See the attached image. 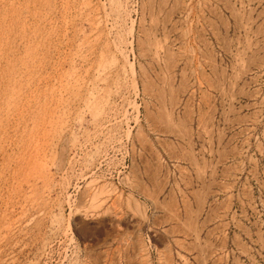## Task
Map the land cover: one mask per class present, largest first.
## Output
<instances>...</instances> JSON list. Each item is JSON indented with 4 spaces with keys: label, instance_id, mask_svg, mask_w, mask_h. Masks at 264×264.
Here are the masks:
<instances>
[{
    "label": "rangeland",
    "instance_id": "1",
    "mask_svg": "<svg viewBox=\"0 0 264 264\" xmlns=\"http://www.w3.org/2000/svg\"><path fill=\"white\" fill-rule=\"evenodd\" d=\"M86 1L0 0V264H264V0Z\"/></svg>",
    "mask_w": 264,
    "mask_h": 264
},
{
    "label": "bare ground",
    "instance_id": "2",
    "mask_svg": "<svg viewBox=\"0 0 264 264\" xmlns=\"http://www.w3.org/2000/svg\"><path fill=\"white\" fill-rule=\"evenodd\" d=\"M89 1V0H88ZM88 1H86L85 3H87ZM96 3V2H95ZM94 3V1H89L88 3H87V8H88V11H89V16H91L92 17V19H93V27H94V25H96L95 26V30L96 31H99L100 30V26H101V20L102 19H100V18H98V15H97V12H98V7H97V5ZM113 4V3H112ZM40 7V6H39ZM123 7V6H122ZM123 10V9H122ZM106 13V12H105ZM43 15V14H42ZM45 16V15H44ZM69 19V18H68ZM107 20V19H106ZM109 20V19H108ZM110 23V22H109ZM119 23V22H118ZM35 24V23H34ZM106 24V23H105ZM111 24V23H110ZM35 25H37V24H35ZM56 25V24H55ZM102 25H103V23H102ZM20 26V25H19ZM107 26V25H106ZM113 26V25H112ZM109 27V26H108ZM94 29V28H93ZM64 33V32H63ZM112 34V33H111ZM52 36V35H51ZM132 36V35H131ZM16 37V36H15ZM84 38V37H83ZM83 38H81V39H83ZM101 39V38H100ZM29 40V39H28ZM92 40V39H91ZM119 40V39H118ZM123 42V41H122ZM119 43V42H118ZM37 45V44H36ZM116 45V48L118 49V51H119V53H120V56L122 57V59H123V61L124 62H126L127 64H130V67L132 66L131 65V63L129 62V60H128V56L124 53V51L122 50V46H121V44H115ZM96 46V45H95ZM107 46V45H106ZM106 46H104V47H106ZM32 47V46H31ZM7 48V47H6ZM27 48H29V47H27ZM10 49H8V51H9ZM104 50V49H103ZM105 51V50H104ZM4 54V53H3ZM15 54H16V52H15ZM15 54H14V51L13 50H11L9 53H8V55H7V52H6V55H7V60H8V62H6L7 63V71H5V74H7V78L5 77V85H2V83L3 82H1L0 83V124L1 123H3V121H2V119H3V115L5 116L6 114L5 113H8L9 115H17V113L16 112H18V110H17V108L18 107H21V106H18V104H19V102H17L16 100H18V99H16L15 100V97H16V95L20 92V87L18 88V85H21V84H19V82L21 81V76H22V71H20L18 68H19V66H20V61H18L17 60V57H16V59H15ZM105 54V53H104ZM107 55V54H106ZM42 56V55H41ZM102 57H104L103 56V54L101 55ZM27 57V56H26ZM89 57V56H88ZM87 57V58H88ZM20 59V58H19ZM22 59V58H21ZM24 59V58H23ZM26 59V58H25ZM25 59L23 60V62H22V60H21V66H22V69H23V66H24V64H26V62H24L25 61ZM107 60V59H106ZM5 61V60H4ZM62 62V61H61ZM67 62V61H66ZM84 63V62H83ZM99 63H101V62H99ZM37 65V64H36ZM2 66V65H1ZM21 66H20V68H21ZM28 66V65H27ZM29 67H31V66H29ZM29 67H27V68H29ZM35 67V66H34ZM33 67V68H34ZM72 67V66H71ZM85 67V66H84ZM128 67V66H127ZM33 68H31V70L33 69ZM132 68V67H131ZM30 69V68H29ZM28 69V70H29ZM98 69V68H97ZM27 70V71H28ZM34 70H36V69H34ZM73 70V69H72ZM75 70V69H74ZM133 70V69H132ZM70 71V70H69ZM3 72V71H2ZM29 72V71H28ZM36 72V71H35ZM121 72V71H120ZM30 73V72H29ZM111 73H112V71H111ZM34 74V73H33ZM33 74H30V77H31V75H33ZM88 74V73H87ZM29 75V74H28ZM27 75V76H28ZM33 76H35V75H33ZM37 76H35V78H36ZM3 78V77H2ZM29 78V77H28ZM34 78V79H35ZM25 79L26 78H24L23 80H24V82H25ZM48 79V78H47ZM50 79V78H49ZM53 79V78H52ZM85 79V78H84ZM46 80V79H45ZM79 80H81V79H79ZM77 81L76 82V86L78 87V88H82L84 85H82V84H79V83H81L80 81ZM2 81V80H1ZM30 81V80H29ZM22 82V81H21ZM20 82V83H21ZM84 82V81H83ZM23 84V83H22ZM26 84V83H25ZM84 84V83H83ZM90 84V83H89ZM88 84V85H89ZM95 84V83H94ZM121 84V83H120ZM96 85V84H95ZM95 85H93L92 84V86L91 87H87V90H88V93L87 94H89V93H91L92 94V91H94L95 89H96V86ZM99 86V85H98ZM22 87V86H21ZM49 87V86H48ZM86 87V86H85ZM16 88L18 89V93H16L15 91H17L16 90ZM39 88V87H38ZM40 89V88H39ZM38 89V90H39ZM85 89V88H84ZM24 90V89H23ZM67 90V89H66ZM83 89H81V91H82ZM137 90V89H136ZM134 91V90H133ZM39 92V91H38ZM38 92H35V93H37V95H38ZM77 92V91H76ZM80 92V91H79ZM87 92V91H86ZM102 92V91H101ZM16 93V94H15ZM25 93V92H24ZM30 93V92H29ZM33 93V96H35L34 95V92H32ZM70 93V92H69ZM82 93V92H81ZM84 93V92H83ZM21 93H19V95H20ZM77 94V93H76ZM19 95H17V96H19ZM111 95V94H110ZM28 96V95H27ZM32 96V97H33ZM60 96V97H59ZM58 96V98H59V102H60V107H61V110H63L61 113H64V112H66V111H68V110H70L71 109V103L69 102V100H65V101H63L64 99H63V97L65 96V95H63L62 93L60 94ZM67 96V95H66ZM37 97V96H36ZM18 98V97H17ZM26 98V97H25ZM37 98H39V96L37 97ZM92 98V97H91ZM32 99V98H31ZM75 99H80V98H75ZM117 100V99H116ZM19 101V100H18ZM30 101V100H29ZM40 101V100H39ZM77 101V100H76ZM82 101V100H81ZM95 101V100H94ZM128 101H129V99H128ZM34 102V101H33ZM58 102V103H59ZM18 103V104H17ZM21 103V102H20ZM31 103V102H30ZM102 103V102H101ZM33 104V103H32ZM35 104V103H34ZM97 104V103H96ZM100 104V103H99ZM117 104V103H116ZM57 105V104H56ZM74 105V104H73ZM18 106V107H17ZM26 106V105H25ZM34 106V105H33ZM37 106V105H36ZM103 105H101V107H102ZM112 106V105H111ZM133 106V105H132ZM22 107L23 108H25L23 105H22ZM40 107V106H39ZM38 107V108H39ZM56 107V106H55ZM104 107H110V104H109V101L108 102H105V104H104ZM29 108V107H28ZM44 108V107H43ZM59 108V107H58ZM114 108V107H113ZM26 109V108H25ZM24 109V110H25ZM42 108L40 107V109L39 110H41ZM120 109V108H119ZM135 109V108H134ZM29 110V109H28ZM22 111H23V109H22ZM26 111V110H25ZM45 111V110H44ZM58 111H60L59 109H58ZM99 111V110H98ZM105 111V110H104ZM119 111V110H118ZM41 112V111H40ZM50 112H51V109H50ZM49 112V113H50ZM54 112V111H53ZM76 112V111H75ZM114 112V111H113ZM24 113V112H23ZM38 113V112H37ZM43 115L45 114V113H42ZM41 114V115H42ZM38 115V114H37ZM39 115H40V113H39ZM47 115V114H46ZM117 115V114H116ZM33 116V115H32ZM63 116V115H62ZM66 116V115H65ZM104 116V115H103ZM42 117H44V116H42ZM46 117V116H45ZM48 117H50V116H48ZM11 118V117H10ZM17 118V117H16ZM47 118V117H46ZM45 118V119H46ZM60 118V117H59ZM107 118V117H106ZM15 119V118H14ZM35 119V118H34ZM43 119V118H42ZM39 120V124L38 125H35V127H37V128H39V131L37 132V133H35V135L37 136V138H39V133H40V130L43 128V129H45V128H47V126H46V124L48 125V123L46 122V120L44 119V120ZM97 119V118H96ZM38 120H36V121H38ZM54 120V119H53ZM95 120V119H94ZM15 121V120H14ZM17 121V120H16ZM21 121H22V119H21ZM31 121V120H30ZM49 122H50V120H48ZM100 121V120H99ZM107 121V120H106ZM33 122V121H32ZM54 122V121H53ZM66 123H67V121H65ZM101 122V121H100ZM34 123H36V122H34ZM58 123V122H57ZM32 124V123H31ZM42 125L43 126H45V127H42ZM29 126V125H28ZM11 127V126H10ZM107 127V126H106ZM2 128V126H0V129ZM14 128H16V127H14ZM30 128H31V126H30ZM33 128H34V125H33ZM33 128H31V130L33 129ZM62 128V130H63V127H61ZM105 128V127H104ZM28 129V128H27ZM107 129V128H106ZM30 130V129H29ZM34 130V129H33ZM34 131H36V130H34ZM43 131V130H42ZM1 132V131H0ZM24 133V132H23ZM44 133V132H43ZM26 134H27V132H26ZM17 135V134H16ZM44 135V134H43ZM28 136V135H27ZM35 136V137H36ZM29 137V136H28ZM41 137H42V135H41ZM16 138V137H15ZM47 138V137H46ZM10 139V138H9ZM42 139V138H41ZM27 139H25V141H26ZM0 141H1V134H0ZM34 141H36V140H34ZM47 141V140H46ZM16 142V141H15ZM38 143V142H37ZM36 143V144H37ZM47 143V142H46ZM54 143H55V141H54ZM51 144V143H50ZM53 144V143H52ZM12 145H15L16 146V144L14 143H12ZM33 146V145H32ZM31 146V147H32ZM26 147V146H25ZM28 147V146H27ZM59 147V146H58ZM25 149V148H24ZM35 151H37V153H36V155L32 158V160L31 161H29L28 162V165H29V167H31V166H40L41 168H44V166H43V162L41 161V162H39L40 160H39V151H38V148H33ZM45 149V148H44ZM50 149H52V148H50ZM31 151H32V149H30ZM48 150V149H47ZM55 150V149H54ZM31 151H30V153H31ZM41 151V150H40ZM43 151V150H42ZM6 152V151H5ZM46 152V151H45ZM50 152V151H49ZM53 152V151H52ZM22 153V152H21ZM23 153H26V152H23ZM43 153V152H42ZM29 154V153H28ZM27 154V155H28ZM49 154V153H48ZM47 154V155H48ZM17 155V154H16ZM21 155H23V154H21ZM32 155V154H31ZM45 155H46V153H45ZM25 156H26V154H25ZM18 158V157H17ZM21 158V157H20ZM24 158V157H23ZM43 158V157H42ZM29 159V158H28ZM43 160V159H42ZM20 162V161H19ZM4 163V162H3ZM27 165V164H26ZM24 166V165H23ZM35 168V167H34ZM28 169V168H27ZM22 170V169H21ZM8 172V171H7ZM17 170H15L14 171V175L13 176H15L16 177V179H17ZM4 175V174H3ZM14 179V178H13ZM6 181V180H5ZM16 181V180H15ZM18 181V180H17ZM14 183H17V182H14ZM1 184V183H0ZM25 184V183H24ZM23 184V185H24ZM15 185V184H14ZM26 185H28V184H26ZM25 185V186H26ZM32 185V184H31ZM12 186H13V184H12ZM16 186H18V185H16ZM20 186H21V183H20ZM33 187V186H32ZM50 187V186H49ZM48 187V188H49ZM12 188V187H11ZM15 189H18L19 190V188H16L15 187ZM29 189H30V187H29ZM11 190V189H10ZM18 190H17V192H18ZM38 190V189H37ZM5 191V190H4ZM22 191V187H21V189L19 190V192H20V194L21 193H23L22 194V196L24 195V192H21ZM28 191V190H27ZM15 192H16V190H15ZM29 192V191H28ZM32 193H33V190H32ZM31 193V194H32ZM13 194H14V192H13ZM34 194V193H33ZM12 195V194H11ZM14 196V195H13ZM39 196V195H38ZM3 197H4V195H3ZM10 197H12V196H10ZM18 197H19V195H18ZM24 198H25V200H26V197H25V195L23 196ZM6 198V197H5ZM22 198V197H21ZM23 198V199H24ZM29 199H31L30 198V194H29V197H28ZM4 199V198H3ZM12 199V198H11ZM15 199H16V197H15ZM8 199H6L5 201H7ZM24 200V201H25ZM1 201H2V198H1ZM5 201H2V203L3 202H5ZM12 201V200H11ZM23 201V200H22ZM23 201V202H24ZM29 201V200H28ZM46 201V200H45ZM13 202H14V199H13ZM26 202H27V200H26ZM25 202V203H26ZM7 203V202H6ZM21 203V202H20ZM19 203V204H20ZM24 203V204H25ZM14 204V203H13ZM17 204V203H16ZM22 204V203H21ZM27 204V203H26ZM40 204V203H39ZM7 205V204H6ZM9 205H11L10 203L7 205L8 207H9ZM1 206H2V204H1ZM17 206V205H16ZM16 206H13V207H11V208H13V209H11V212H10V214H9V216H10V218L8 219L10 222L8 223H6V221L4 220L5 218V216L6 215H3V213H2V215H3V221H5V223L7 224L6 226H7V228H8V230H10V232H14L15 233V231H14V228L18 225L17 224V221L16 220H18V217L19 216H17V219H14V218H16V216H15V214L17 213L15 210H17L16 208ZM24 206V205H23ZM4 207H5V205H4ZM7 207V208H8ZM19 207H20V205H19ZM21 207H22V205H21ZM3 209V208H2ZM10 209H9V211H10ZM22 209V208H21ZM21 209H18L17 211H19V210H21ZM50 209V208H49ZM1 210V209H0ZM4 210H5V208H4ZM7 210V209H6ZM48 210V209H47ZM8 211V210H7ZM22 211V210H21ZM1 212V211H0ZM3 212V211H2ZM49 212V211H48ZM8 214V213H7ZM18 214V213H17ZM20 215H21V213H20ZM1 216V215H0ZM35 216H36V214H35ZM31 217V216H30ZM7 218V217H6ZM32 218V217H31ZM23 219V218H22ZM0 220H1V218H0ZM27 220V219H26ZM29 220V219H28ZM2 221V222H3ZM24 221V220H23ZM25 222V221H24ZM1 223V222H0ZM17 224V225H16ZM5 226V227H6ZM19 226V225H18ZM2 227V226H1ZM21 227V226H20ZM3 228V227H2ZM3 229H5V228H3ZM17 229V228H16ZM5 231V230H4ZM3 231V232H4ZM9 232V231H8ZM6 233V232H5ZM17 233V232H16ZM15 233V234H16ZM11 234H13V233H11ZM10 234V235H11ZM26 234V233H25ZM0 235H3V233L2 234H0ZM8 235V234H7ZM22 235V234H21ZM4 236H6V234H4ZM14 236V235H13ZM10 237V236H9ZM12 237V236H11ZM15 237V236H14ZM4 238V237H3ZM16 238H17V235H16ZM5 239V238H4ZM8 239H11V238H8ZM2 239H1V237H0V241H1ZM14 240V239H13ZM5 241V240H4ZM6 241H8V240H6ZM10 241V240H9ZM9 241H8V243L7 244H9ZM2 243H3V241H1ZM1 242H0V244H1ZM17 242V241H16ZM47 243V242H46ZM5 244V242L3 243V245ZM15 244V243H14ZM22 244V243H21ZM18 245V244H17ZM0 246H2V245H0ZM46 246V245H45ZM3 248V247H2ZM1 249V248H0ZM4 249H5V246H4ZM11 249V248H10ZM2 250V249H1ZM0 250V251H1ZM6 250V249H5ZM4 250V251H5ZM13 253V252H12ZM7 254V253H6ZM3 255H4V253H3ZM1 256H2V253H1ZM8 256V255H7ZM5 263V262H4ZM3 264V263H2ZM8 264H9V262H8Z\"/></svg>",
    "mask_w": 264,
    "mask_h": 264
}]
</instances>
